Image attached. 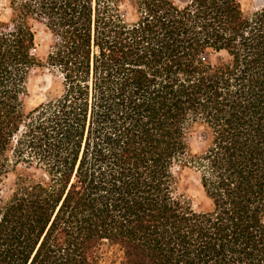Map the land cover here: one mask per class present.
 I'll return each mask as SVG.
<instances>
[{"label":"trees","instance_id":"trees-1","mask_svg":"<svg viewBox=\"0 0 264 264\" xmlns=\"http://www.w3.org/2000/svg\"><path fill=\"white\" fill-rule=\"evenodd\" d=\"M7 8L0 264H264V5ZM35 22L56 36L45 59ZM36 67L54 72L46 100L26 110ZM185 168L208 207L179 191Z\"/></svg>","mask_w":264,"mask_h":264},{"label":"rangeland","instance_id":"rangeland-1","mask_svg":"<svg viewBox=\"0 0 264 264\" xmlns=\"http://www.w3.org/2000/svg\"><path fill=\"white\" fill-rule=\"evenodd\" d=\"M241 3L245 9L251 10L257 7L255 0H241ZM8 4L9 0H0V16L3 18L8 12ZM35 29L37 31L36 53L45 59L56 41V36L46 27L45 23L35 22ZM53 72L54 70L49 67H36L32 70L27 82V93L23 95L26 110H30L46 100V92L50 86ZM193 145L194 147L196 145V136L193 138ZM178 171V166H175L174 172L179 173ZM10 177H12L11 174ZM179 191L186 193L194 208L200 209L209 206L210 201L200 184L199 172L196 169L185 168L180 173Z\"/></svg>","mask_w":264,"mask_h":264},{"label":"water","instance_id":"water-1","mask_svg":"<svg viewBox=\"0 0 264 264\" xmlns=\"http://www.w3.org/2000/svg\"><path fill=\"white\" fill-rule=\"evenodd\" d=\"M181 1H186V0H181ZM264 5V0H255V6L259 7Z\"/></svg>","mask_w":264,"mask_h":264}]
</instances>
